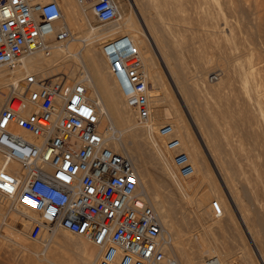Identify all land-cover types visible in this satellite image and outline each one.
<instances>
[{"label": "rangeland", "instance_id": "374dc122", "mask_svg": "<svg viewBox=\"0 0 264 264\" xmlns=\"http://www.w3.org/2000/svg\"><path fill=\"white\" fill-rule=\"evenodd\" d=\"M135 1L117 3L120 15L131 19L137 38L150 50L140 53L152 84V116L147 123H140L133 108L123 101L100 48L92 53L91 45L85 46L84 41L71 43L86 60L94 55L99 61V65L89 63L97 78L95 86L91 85L93 95H101V104H106L116 123L113 126L119 130L116 146L135 162L142 195L150 196L155 207H163L168 223H173L172 235L181 240L193 264H203L212 254L218 256V264H260L252 250L250 230L264 255V0ZM73 4L77 15L88 21L80 29L71 26L75 37L84 39L90 26L100 30L118 22H100L88 5L84 10L77 0ZM137 8L143 10L141 20H148L144 22L149 30L153 28L155 47L139 22ZM99 38L95 39L99 44L106 40ZM63 49L57 48L53 54ZM250 58L256 73L245 85ZM55 66L59 64L52 69ZM214 73L216 77L211 79ZM165 121L175 126L190 156L195 184L177 178L169 152L155 135V127ZM212 199L220 202L222 213L211 209ZM7 219L24 222L0 194V264H31L30 257L40 260L37 264H65L58 255L68 256L71 264H84L78 249L80 237L45 224L43 235L31 240L22 228L12 230L2 223ZM50 250L53 256L48 254Z\"/></svg>", "mask_w": 264, "mask_h": 264}, {"label": "built area", "instance_id": "2783aa9c", "mask_svg": "<svg viewBox=\"0 0 264 264\" xmlns=\"http://www.w3.org/2000/svg\"><path fill=\"white\" fill-rule=\"evenodd\" d=\"M77 1L100 22L120 16L117 0ZM74 35L57 0H0V194L24 220L2 223L22 228L31 240L43 235L45 224L82 235L99 246L95 264H181L166 248L135 165L109 146L113 127L101 124L89 75L73 66L52 69L55 60H29L36 53L51 57ZM100 52L123 101L140 123L150 121V82L133 39L114 35ZM155 135L177 178L195 184V168L173 124L160 123ZM10 160L18 164L15 171L6 166ZM210 206L222 213L217 199ZM218 263L216 254L203 261Z\"/></svg>", "mask_w": 264, "mask_h": 264}, {"label": "bare ground", "instance_id": "6f19581e", "mask_svg": "<svg viewBox=\"0 0 264 264\" xmlns=\"http://www.w3.org/2000/svg\"><path fill=\"white\" fill-rule=\"evenodd\" d=\"M58 1V3L60 4V6H61V8H62V11H63V14H64V17H65V20L67 21V23L69 24V26L71 27H73L74 28V30L75 29H80V28H82L83 26H85V25H87L88 24V21L82 16V15H77V13H79V12H77L76 13V11L77 10H75L74 9V2H75V0H74V2H73V0H57ZM134 1V3L136 2L135 0H133ZM150 1V0H149ZM162 2L161 0H158V1H156V2ZM153 2V1H152ZM155 2V1H154ZM168 2V1H167ZM170 2V1H169ZM163 3H166V1L165 2H163ZM163 3H161L162 5H163ZM155 4V3H154ZM157 4V3H156ZM155 4V5H156ZM136 6V5H135ZM161 6V5H160ZM159 6V7H160ZM158 7V6H157ZM158 7V8H159ZM154 8L156 9V7L154 6ZM138 9V17H139V22H140V24L142 25V27L145 29V31H146V33L148 34V37H149V39H150V41L152 42V44L154 45V47H155V34L152 32L153 31V28L152 27H150V28H152V31L151 30H149V27H147V24L144 22V21H148V20H141V17H142V15L144 14H142V9H139V8H137ZM152 9V8H151ZM150 9V10H151ZM160 9V8H159ZM142 10V11H141ZM157 13V14H156ZM155 14H156V16L158 15V14H160V13H158L157 11L155 12ZM155 14H153V15H155ZM162 14V13H161ZM129 15V14H128ZM158 16H160L161 17V15H158ZM129 18V17H128ZM127 18V16H125V15H120L118 18H116V19H114V20H112V21H110V22H107V24H110V23H113V22H115V21H118L117 22V24L116 25H113V26H109V27H107V28H103V29H100V30H96V28H94L93 26H90L91 27V30H90V34L88 35V36H86L84 39L83 38H80V37H75V35H74V37H73V39H72V41H70L69 43H67V44H63V45H60L58 48H64L62 51H61V53L60 54H53L52 55V59H44L43 58V56L42 57H40V53H36L33 57H31L29 60L31 61H39L40 62V64H42L43 65V63L45 64V63H48V62H52L55 58H58L57 60H55L56 61V63L57 64H59V66H58V68H57V66H55L57 69H55V70H59V69H62V70H69V68L71 67V66H73L74 68H76V69H83V71H85L88 75H89V77H90V92H89V94H90V97L92 98V100L94 101V102H97L98 103V109H99V112H100V120H101V124H102V126H103V122H104V124H105V126L107 125V124H111V126L113 127V136H111V140H110V143H109V146L113 149V150H115L116 152H118V153H121L120 151H122L121 149L119 150V148H118V146H116V144H117V138H118V129L115 127V126H113V125H115L116 123L113 121V119H112V117L110 116V114H109V112H108V110H107V107H106V104L104 103V104H101L102 103V98H101V95H97V97H95L94 95H93V87H92V85H94L95 86V84H96V82H97V78L95 77V76H93V74L91 73V71H90V69H89V63L90 62H94L95 64H97V65H99V61H97V59H96V57L93 55H91V60H89V59H87L86 60V58H85V56H84V53L83 52H80V51H76L75 50V47L76 46H74V45H72L71 43H73L74 41H76V42H80V41H84L85 42V46H87V45H91V50H92V53H94V52H96V50H98V48H100V44L98 43V42H96V38L98 37H101V38H103V39H108V38H110V37H112V36H114V35H117V34H126V35H128V36H130L132 39H133V41H134V43L136 44V46L138 47V49H139V51H140V53L142 54V55H144V54H146V53H148V52H150V50H149V48H147V46H146V44H144V41L140 38V37H138L137 38V34H135V32H134V28L131 26V19L129 18L128 19ZM159 18V17H158ZM152 19V18H151ZM153 20V19H152ZM155 21V20H154ZM152 22V21H151ZM148 23V25L150 26L151 24H149V22H147ZM90 24V23H89ZM152 24H154L153 22H152ZM152 26V25H151ZM71 27V28H72ZM88 27V26H87ZM151 32L154 34V36H153V34H151ZM87 34V33H86ZM153 37H154V40H153ZM93 38V39H92ZM96 39V40H95ZM100 39V38H99ZM98 39V40H99ZM103 42V41H102ZM98 43V44H97ZM100 50V49H99ZM98 50V51H99ZM54 52H56V50L54 51ZM148 55V54H147ZM75 57L76 58H78L79 60H78V62H77V60H74L75 59ZM252 57V56H251ZM148 59V58H147ZM162 59V61H163V57L161 58ZM145 61V60H144ZM248 64H249V67H248V69H247V71L245 72V79H243V81H244V83H245V85H248V83L250 82V79L251 78H253L254 77V75H255V66H254V64H253V61H251V58L248 60ZM80 63V64H79ZM107 63V62H106ZM145 63H146V61H145ZM145 63H144V65H145ZM57 64H54V65H57ZM148 64V63H147ZM171 64V63H170ZM46 65V64H45ZM53 65V66H54ZM108 65V64H107ZM147 66V65H146ZM166 67H167V65H166ZM170 67V66H169ZM171 69V68H170ZM167 70H168V73L171 75V73H172V71H171V73H170V70L167 68ZM243 71V70H242ZM259 72V71H258ZM176 73V72H175ZM243 76V75H242ZM92 84V85H91ZM151 84V83H150ZM258 84V83H257ZM152 85V84H151ZM152 87V86H151ZM150 87V89H149V91H148V97L150 96V93H151V91H152V88ZM176 88H177V85H176ZM245 88V87H244ZM178 89V88H177ZM207 89V88H206ZM208 91V90H207ZM246 91H247V86H246ZM178 92H179V89H178ZM179 94H180V92H179ZM261 94V93H260ZM181 95V94H180ZM255 99H257V98H255ZM183 100V99H182ZM259 100V99H258ZM183 102H184V105H186V103H185V101L183 100ZM259 103V102H258ZM260 104V103H259ZM149 106H150V108H151V103H150V100H149ZM258 109V108H257ZM260 109H261V107H260ZM262 110V109H261ZM261 112V111H260ZM262 115V117H263V119H264V110L262 111V113H261ZM151 119V118H150ZM174 126V125H173ZM174 128H175V126H174ZM175 131H176V128H175ZM122 133V132H121ZM109 134L111 135V132H109ZM176 134H177V132H176ZM198 134H200V137L203 139V136H202V134H201V128H200V130L198 129ZM27 137H29V135H26ZM121 154H123V153H121ZM125 155V154H124ZM126 156H128V155H126ZM130 159H131V161L133 162V164L135 165V168H136V170H137V173H138V177H139V184H140V174H139V171H138V168H137V166H136V164H135V162L133 161V159L130 157V156H128ZM212 157V156H211ZM213 159V158H212ZM2 160L0 159V162H1ZM215 162V161H214ZM8 168H10L11 170H13V171H15V169H16V167H18V165H16L15 163H13L12 161H8V163H7V165H6ZM220 173V172H219ZM225 176V175H224ZM224 179V178H223ZM226 181V180H225ZM226 184H227V181L225 182ZM229 187V186H228ZM156 188V187H155ZM227 188V187H226ZM229 189V188H228ZM231 189V188H230ZM147 190V189H146ZM155 190H157V189H155ZM229 193H230V191H229ZM155 194H156V191H155ZM231 194V193H230ZM229 194V195H230ZM4 196V195H3ZM234 195L232 194V198H234L233 197ZM6 197V196H5ZM230 197V196H229ZM143 198H144V200H145V202L146 203H148V204H150L153 208H154V210L156 211V213L158 214V216H159V219H160V221H161V224H162V227H163V232H164V235H165V238H166V240H167V245H166V248L169 250V252L181 263V264H193L192 262H191V260L189 259V257L186 255V250H184V245H183V243L181 242V240L178 238V237H174L173 235H172V232H173V223L172 224H170V222L168 223V220L166 219L167 217V215H165V210L163 209V207L162 206H156L155 207V204L153 205V203L151 202V198H150V196H149V198L148 197H145V196H143ZM158 198H159V196H158ZM229 199H231V198H229ZM155 200H158V199H156L155 198ZM232 201H234V200H231V202ZM156 202V201H155ZM158 202V201H157ZM156 202V205L160 202V200H159V202L157 203ZM239 202V201H238ZM233 203V202H232ZM236 203V202H235ZM158 205H160V204H158ZM162 205L164 206V204L162 203ZM235 206V205H234ZM237 207V206H236ZM164 208H165V206H164ZM166 209V208H165ZM238 210V209H237ZM167 214H168V212H166ZM242 216V218L244 217L245 218V216H244V214H243V212H242V214H241ZM246 215V214H245ZM241 218V219H242ZM242 219V220H245V219ZM56 227V226H55ZM57 229H60V230H64V231H66V233H68L69 235H75V236H78V237H80L79 238V246H78V249L80 250V255H81V258H82V260H83V263L84 264H95L96 263V261H97V259H98V257H99V246H97V245H95L91 240H89L88 238H86V237H84V236H82V235H76V234H74V233H71V232H69V231H67V230H65V229H62V228H60V227H56ZM248 230H250V229H248ZM171 233V234H170ZM248 234H249V231H248ZM250 237H251V241H252V245L254 246H252V250H253V252H254V255H256L257 256V258H258V262H260V264H264V255H263V253L261 252V251H259V249H258V247H257V245L255 244V240L253 241V234L251 235V230H250ZM75 244V243H74ZM73 244V245H74ZM175 251V252H174ZM44 254V253H43ZM49 255H51V256H53L54 254H53V252L50 250L49 251V253H48ZM33 255V254H32ZM41 257V256H40ZM57 257V256H56ZM58 257H59V259H61V261L62 262H65V264H71V260L68 258V256H60V255H58ZM52 259V258H51ZM29 261L28 262H30L31 264H37L38 262L36 261V260H34V259H32L31 257L28 259ZM50 260V259H49ZM183 260H184V262L185 263H183ZM41 261H42V259H41ZM43 262V261H42ZM73 262H74V260H73ZM72 262V263H73ZM75 264V263H74ZM258 264V263H257Z\"/></svg>", "mask_w": 264, "mask_h": 264}]
</instances>
